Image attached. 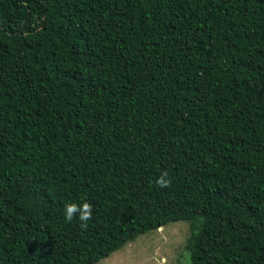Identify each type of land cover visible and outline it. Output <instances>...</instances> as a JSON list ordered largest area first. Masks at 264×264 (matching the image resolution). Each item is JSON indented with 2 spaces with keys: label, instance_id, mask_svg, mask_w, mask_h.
<instances>
[{
  "label": "trees",
  "instance_id": "obj_1",
  "mask_svg": "<svg viewBox=\"0 0 264 264\" xmlns=\"http://www.w3.org/2000/svg\"><path fill=\"white\" fill-rule=\"evenodd\" d=\"M182 221L191 264H264V0H0V264Z\"/></svg>",
  "mask_w": 264,
  "mask_h": 264
},
{
  "label": "rangeland",
  "instance_id": "obj_2",
  "mask_svg": "<svg viewBox=\"0 0 264 264\" xmlns=\"http://www.w3.org/2000/svg\"><path fill=\"white\" fill-rule=\"evenodd\" d=\"M190 223H169L163 230L150 231L98 264H191L186 249Z\"/></svg>",
  "mask_w": 264,
  "mask_h": 264
},
{
  "label": "clouds",
  "instance_id": "obj_3",
  "mask_svg": "<svg viewBox=\"0 0 264 264\" xmlns=\"http://www.w3.org/2000/svg\"><path fill=\"white\" fill-rule=\"evenodd\" d=\"M167 172L162 173L161 177L157 180V184L160 187L170 186L171 181L165 179L167 177ZM92 205L88 202H83L82 204L69 203L65 205V219L69 222L73 220L74 217L78 216L81 221V227L87 228V221L92 218Z\"/></svg>",
  "mask_w": 264,
  "mask_h": 264
},
{
  "label": "bare ground",
  "instance_id": "obj_4",
  "mask_svg": "<svg viewBox=\"0 0 264 264\" xmlns=\"http://www.w3.org/2000/svg\"><path fill=\"white\" fill-rule=\"evenodd\" d=\"M160 230H163L162 228Z\"/></svg>",
  "mask_w": 264,
  "mask_h": 264
}]
</instances>
